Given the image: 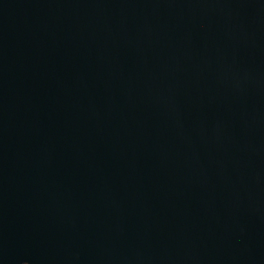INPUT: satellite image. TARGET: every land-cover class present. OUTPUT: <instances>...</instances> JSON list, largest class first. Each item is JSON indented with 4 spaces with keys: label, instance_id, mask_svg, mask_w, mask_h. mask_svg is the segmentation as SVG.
<instances>
[{
    "label": "water",
    "instance_id": "water-1",
    "mask_svg": "<svg viewBox=\"0 0 264 264\" xmlns=\"http://www.w3.org/2000/svg\"><path fill=\"white\" fill-rule=\"evenodd\" d=\"M0 264H264V0H0Z\"/></svg>",
    "mask_w": 264,
    "mask_h": 264
}]
</instances>
